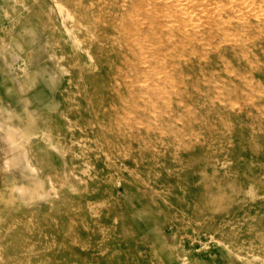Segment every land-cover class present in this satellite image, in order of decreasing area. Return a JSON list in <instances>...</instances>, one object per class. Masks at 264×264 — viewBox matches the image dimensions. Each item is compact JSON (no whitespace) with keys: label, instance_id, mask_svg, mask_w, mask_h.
I'll use <instances>...</instances> for the list:
<instances>
[{"label":"rangeland","instance_id":"374dc122","mask_svg":"<svg viewBox=\"0 0 264 264\" xmlns=\"http://www.w3.org/2000/svg\"><path fill=\"white\" fill-rule=\"evenodd\" d=\"M0 124V264H264V0H0Z\"/></svg>","mask_w":264,"mask_h":264},{"label":"bare ground","instance_id":"6f19581e","mask_svg":"<svg viewBox=\"0 0 264 264\" xmlns=\"http://www.w3.org/2000/svg\"><path fill=\"white\" fill-rule=\"evenodd\" d=\"M0 127H1V124H0ZM2 138L6 146L5 152L10 155L8 156V159L11 160L12 162H16L19 158V154L22 151V144H21L20 137L17 135L14 129L10 127H6V128L3 127Z\"/></svg>","mask_w":264,"mask_h":264}]
</instances>
